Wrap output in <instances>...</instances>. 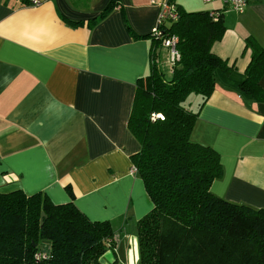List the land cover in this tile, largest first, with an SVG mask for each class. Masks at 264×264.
<instances>
[{"label": "crops", "instance_id": "crops-1", "mask_svg": "<svg viewBox=\"0 0 264 264\" xmlns=\"http://www.w3.org/2000/svg\"><path fill=\"white\" fill-rule=\"evenodd\" d=\"M37 1L0 0V192L72 200L115 230V254L101 262L138 264L136 224L152 202L130 171L140 144L127 123L165 0ZM175 3L220 13L226 30L212 51L235 66L217 71L191 132L220 155L223 173L211 191L264 210V102L239 92L250 61L245 39L264 45V0H251L240 13L223 0ZM160 61L168 73L166 50ZM200 101L191 95L188 108Z\"/></svg>", "mask_w": 264, "mask_h": 264}, {"label": "trees", "instance_id": "trees-1", "mask_svg": "<svg viewBox=\"0 0 264 264\" xmlns=\"http://www.w3.org/2000/svg\"><path fill=\"white\" fill-rule=\"evenodd\" d=\"M167 2L177 16L158 24V35L150 33L149 71L136 82L127 123L140 144L131 166L152 202L136 224L138 264H264V210L214 194L211 185L223 173L220 155L191 138L217 71L235 69L212 51L225 23L218 11ZM172 35L179 59L165 63L167 73L161 42ZM245 46L250 61L239 92L264 102V45L249 36ZM193 94L201 97L195 110L188 108ZM115 242L109 221L89 219L72 200L54 203L42 191L0 192V264H101L105 253L115 254Z\"/></svg>", "mask_w": 264, "mask_h": 264}, {"label": "built area", "instance_id": "built-area-1", "mask_svg": "<svg viewBox=\"0 0 264 264\" xmlns=\"http://www.w3.org/2000/svg\"><path fill=\"white\" fill-rule=\"evenodd\" d=\"M32 3H38L39 1L37 0H30ZM205 3H210L215 0H202ZM231 9L234 11L240 13L243 12L246 7L248 6L249 2L251 0H223ZM177 16V12L175 10V7L173 4H170L165 0L163 3L160 5V12H159V17L157 20V25L162 23L163 20L166 19H174ZM156 27L153 30V34L158 35L159 30ZM161 45L164 49L167 51V64L171 65L176 63V61L179 59V52L176 48V37L174 35L168 36L163 38ZM131 172H136L133 167H131ZM41 256V255H38Z\"/></svg>", "mask_w": 264, "mask_h": 264}, {"label": "rangeland", "instance_id": "rangeland-1", "mask_svg": "<svg viewBox=\"0 0 264 264\" xmlns=\"http://www.w3.org/2000/svg\"><path fill=\"white\" fill-rule=\"evenodd\" d=\"M164 61V60H163ZM167 65V64H166ZM115 238H116V235H115ZM117 238H118V236H117ZM108 262V258H103L102 259V264H106ZM107 264H111V262L110 263H107Z\"/></svg>", "mask_w": 264, "mask_h": 264}, {"label": "water", "instance_id": "water-1", "mask_svg": "<svg viewBox=\"0 0 264 264\" xmlns=\"http://www.w3.org/2000/svg\"><path fill=\"white\" fill-rule=\"evenodd\" d=\"M44 215V213H42V216Z\"/></svg>", "mask_w": 264, "mask_h": 264}]
</instances>
